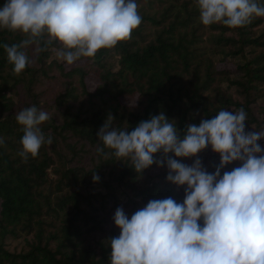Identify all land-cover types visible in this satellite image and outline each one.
Returning <instances> with one entry per match:
<instances>
[{"label":"trees","instance_id":"1","mask_svg":"<svg viewBox=\"0 0 264 264\" xmlns=\"http://www.w3.org/2000/svg\"><path fill=\"white\" fill-rule=\"evenodd\" d=\"M137 3L142 23L130 40L72 65L56 58L58 44L43 52L30 46L20 75L3 44L25 36L0 29V264H110L117 208L130 218L153 199L183 202L185 189L167 181L166 165L141 174L128 159L97 154L109 115L113 127L131 131L163 112L182 137L188 125L243 108L246 131H264V17L229 29L204 26L196 0ZM31 106L49 114L41 129L52 143L25 162L15 115ZM198 158L209 173L220 163L210 146Z\"/></svg>","mask_w":264,"mask_h":264},{"label":"clouds","instance_id":"2","mask_svg":"<svg viewBox=\"0 0 264 264\" xmlns=\"http://www.w3.org/2000/svg\"><path fill=\"white\" fill-rule=\"evenodd\" d=\"M196 6L204 26L239 29L264 17L258 0H196ZM138 8L137 0H5L0 29L25 38L3 48L16 75L31 64L30 46L43 52L58 44L52 49L56 58L72 65L130 40L142 23ZM15 119L23 132L18 154L26 162L52 143L41 129L50 116L31 106ZM113 120L109 115L97 134L103 145L97 154L128 159L141 174L166 165L167 181L184 188L185 196L182 203L172 197L150 200L130 218L117 208L113 219L120 234L109 240L110 264H264V148L258 143L264 131H246L243 108L188 125L182 137L163 112L131 131L113 127ZM209 146L220 157L214 173L198 158ZM191 158V166L181 162ZM236 162L238 167L225 171ZM99 179L93 174L94 182Z\"/></svg>","mask_w":264,"mask_h":264},{"label":"rangeland","instance_id":"3","mask_svg":"<svg viewBox=\"0 0 264 264\" xmlns=\"http://www.w3.org/2000/svg\"><path fill=\"white\" fill-rule=\"evenodd\" d=\"M229 67H231V65H229V64H227V63H226V64H221V65H220V68H222V69L229 68ZM136 101H137V99H133L132 102L135 103ZM261 147L264 148V141H263V145H261Z\"/></svg>","mask_w":264,"mask_h":264}]
</instances>
